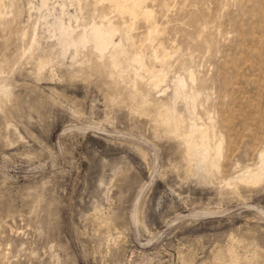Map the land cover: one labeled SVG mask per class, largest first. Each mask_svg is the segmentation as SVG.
I'll return each instance as SVG.
<instances>
[{
	"label": "rangeland",
	"instance_id": "rangeland-1",
	"mask_svg": "<svg viewBox=\"0 0 264 264\" xmlns=\"http://www.w3.org/2000/svg\"><path fill=\"white\" fill-rule=\"evenodd\" d=\"M0 264H264V0H0Z\"/></svg>",
	"mask_w": 264,
	"mask_h": 264
},
{
	"label": "bare ground",
	"instance_id": "bare-ground-1",
	"mask_svg": "<svg viewBox=\"0 0 264 264\" xmlns=\"http://www.w3.org/2000/svg\"><path fill=\"white\" fill-rule=\"evenodd\" d=\"M45 1H47V0H42V4H44ZM145 13L146 14H151V11L150 10H148V11L146 10ZM56 24H57V27H58V30H59V36H58L57 40H58V43L61 45V52L63 54L66 53V51L69 48H71V47L74 48L75 51H77V49L79 47H86L89 44L97 52L99 58H103L104 56L107 55L108 62L111 65V67L113 69H116L118 67V65H119L118 53L115 52L114 50L115 49L122 50V40L119 39L117 41L115 39L116 33L119 31V28L108 17H106L104 15L103 19L100 20L99 22L93 20L91 23L83 25L81 27V29H80V33H79V37L78 38H76V36H75L76 35V28L73 27L71 24H69V23L65 24L61 20L58 21ZM153 30L156 31L157 30L156 27H154ZM149 33H152V30H150ZM129 38H130V36H129ZM33 41H35V38L33 39ZM128 52L131 53V51H129V50H128ZM153 58L154 59H158L159 58V55L157 54V50L156 49H153ZM132 60L134 62L138 63L142 69L146 70V72L148 71L150 73H156V72L160 73L162 71V70H155L153 68L151 70H149L148 67L145 65V63L143 62V59L141 58V56L136 54V53L132 54ZM161 60L165 61L166 58L163 57V58H161ZM158 75H157V80H158ZM161 80H163V79L161 78ZM176 84H177V87L180 89V91L183 94V89H184V86H185V80L182 77H178L177 80H176ZM189 103H190V101H189ZM174 112H175V110H174Z\"/></svg>",
	"mask_w": 264,
	"mask_h": 264
}]
</instances>
